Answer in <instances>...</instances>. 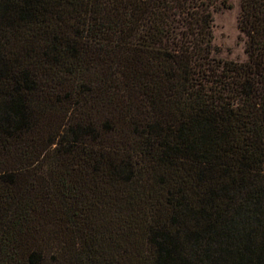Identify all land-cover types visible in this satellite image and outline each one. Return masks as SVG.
Segmentation results:
<instances>
[{"label":"trees","instance_id":"trees-1","mask_svg":"<svg viewBox=\"0 0 264 264\" xmlns=\"http://www.w3.org/2000/svg\"><path fill=\"white\" fill-rule=\"evenodd\" d=\"M0 0V264H264V0Z\"/></svg>","mask_w":264,"mask_h":264},{"label":"rangeland","instance_id":"rangeland-1","mask_svg":"<svg viewBox=\"0 0 264 264\" xmlns=\"http://www.w3.org/2000/svg\"><path fill=\"white\" fill-rule=\"evenodd\" d=\"M218 3L213 10L214 55L218 58L245 61V40L238 27L241 0Z\"/></svg>","mask_w":264,"mask_h":264}]
</instances>
